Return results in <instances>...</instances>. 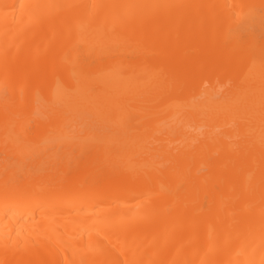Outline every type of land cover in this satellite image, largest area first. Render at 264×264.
<instances>
[{
    "label": "bare ground",
    "instance_id": "bare-ground-1",
    "mask_svg": "<svg viewBox=\"0 0 264 264\" xmlns=\"http://www.w3.org/2000/svg\"><path fill=\"white\" fill-rule=\"evenodd\" d=\"M0 149V264H264V0H0Z\"/></svg>",
    "mask_w": 264,
    "mask_h": 264
},
{
    "label": "rangeland",
    "instance_id": "rangeland-1",
    "mask_svg": "<svg viewBox=\"0 0 264 264\" xmlns=\"http://www.w3.org/2000/svg\"><path fill=\"white\" fill-rule=\"evenodd\" d=\"M29 123H30V122H29ZM33 123H34V122H33ZM33 123H32L31 125H33ZM0 150H1V149H0ZM1 152H2V151H0V157H1V158H0V161H1V159L5 156V154H4L3 152H2V153H1ZM1 177L4 178V176H2V175L0 176V178H1ZM16 179H17V178H16ZM18 179H19V178H18ZM18 179H17V180H18ZM20 179H21V178H20ZM17 180H15V181L13 182V184H14ZM12 181H13V180H12ZM20 181H21V180H20ZM11 183H12V182H11ZM11 183H7V184H5V185H6V186H9V184H11ZM17 183H18V181H17ZM17 183H16V184H17ZM77 194H78V193H77ZM77 194H76V193H74V195L72 194V195H71V198H73V196H77ZM228 203H229V202H228ZM225 206H226V203H225Z\"/></svg>",
    "mask_w": 264,
    "mask_h": 264
}]
</instances>
